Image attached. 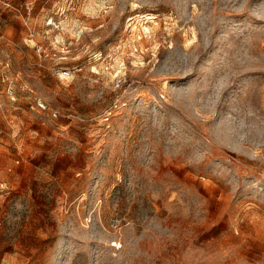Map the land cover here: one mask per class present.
<instances>
[{"label":"rangeland","instance_id":"374dc122","mask_svg":"<svg viewBox=\"0 0 264 264\" xmlns=\"http://www.w3.org/2000/svg\"><path fill=\"white\" fill-rule=\"evenodd\" d=\"M2 76L0 264H264V0H0Z\"/></svg>","mask_w":264,"mask_h":264},{"label":"built area","instance_id":"2783aa9c","mask_svg":"<svg viewBox=\"0 0 264 264\" xmlns=\"http://www.w3.org/2000/svg\"><path fill=\"white\" fill-rule=\"evenodd\" d=\"M0 80H1L2 82H6V83H7V81H8V77H7V76H2ZM8 89H9L10 92L12 91V89H11L10 86H8ZM35 106H36V108H37L38 110H42V111H44V110H48L47 103H46L44 100H42L41 98H36V100H35ZM51 115H52L53 117H57L58 112H57L56 110H52V111H51Z\"/></svg>","mask_w":264,"mask_h":264},{"label":"bare ground","instance_id":"6f19581e","mask_svg":"<svg viewBox=\"0 0 264 264\" xmlns=\"http://www.w3.org/2000/svg\"><path fill=\"white\" fill-rule=\"evenodd\" d=\"M151 18V17H150Z\"/></svg>","mask_w":264,"mask_h":264}]
</instances>
